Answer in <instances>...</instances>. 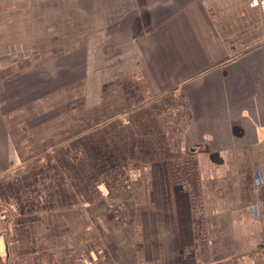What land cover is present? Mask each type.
<instances>
[{
  "label": "crops",
  "instance_id": "1",
  "mask_svg": "<svg viewBox=\"0 0 264 264\" xmlns=\"http://www.w3.org/2000/svg\"><path fill=\"white\" fill-rule=\"evenodd\" d=\"M2 206L0 264H264V0H0Z\"/></svg>",
  "mask_w": 264,
  "mask_h": 264
},
{
  "label": "rangeland",
  "instance_id": "2",
  "mask_svg": "<svg viewBox=\"0 0 264 264\" xmlns=\"http://www.w3.org/2000/svg\"><path fill=\"white\" fill-rule=\"evenodd\" d=\"M116 167H112L111 169L106 167L104 170L101 171V173L98 176L99 179H97V180H98V182H100L102 184L101 185V191H100V193H101L100 199L101 200H108V199L115 200V199H120V198L123 199V198L127 197V196H125L126 194L124 192L111 190L112 185L114 186V184L124 182V180H125L124 175H120V174L118 175L115 173ZM86 196H87V194H86ZM88 198L90 200H94V198H96V196L93 197L92 195H89ZM111 212H112V210L107 211L108 217L110 216ZM8 220H9V216H8L7 220L2 221V222H4V229H5V223L8 222ZM107 227H108V225H107ZM0 229H1V225H0Z\"/></svg>",
  "mask_w": 264,
  "mask_h": 264
},
{
  "label": "built area",
  "instance_id": "3",
  "mask_svg": "<svg viewBox=\"0 0 264 264\" xmlns=\"http://www.w3.org/2000/svg\"><path fill=\"white\" fill-rule=\"evenodd\" d=\"M8 219V214L4 213L0 215V220L5 221Z\"/></svg>",
  "mask_w": 264,
  "mask_h": 264
},
{
  "label": "trees",
  "instance_id": "4",
  "mask_svg": "<svg viewBox=\"0 0 264 264\" xmlns=\"http://www.w3.org/2000/svg\"><path fill=\"white\" fill-rule=\"evenodd\" d=\"M3 209H4V208H3V206H2V207H0V211H1V210H3Z\"/></svg>",
  "mask_w": 264,
  "mask_h": 264
}]
</instances>
